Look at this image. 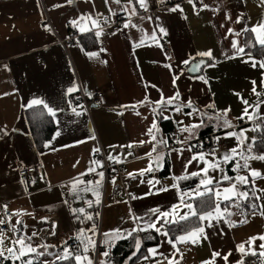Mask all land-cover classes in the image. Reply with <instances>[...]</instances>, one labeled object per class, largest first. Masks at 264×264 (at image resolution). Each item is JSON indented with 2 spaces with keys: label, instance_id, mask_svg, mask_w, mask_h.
<instances>
[{
  "label": "crops",
  "instance_id": "1",
  "mask_svg": "<svg viewBox=\"0 0 264 264\" xmlns=\"http://www.w3.org/2000/svg\"><path fill=\"white\" fill-rule=\"evenodd\" d=\"M198 1L200 0H194L195 5ZM172 2L173 0H147V10L137 5L138 14L131 16V22L136 27L130 25L125 28L131 7L128 12L122 9L128 4V0H120L119 4L114 0H108L107 4L105 0H73V3H68V0H0V203L7 202L10 210L21 213L18 217L25 218L32 225L26 236L37 232L33 225L38 226L44 239L41 238L38 242L36 236L32 237L33 247L42 243L55 245L48 252L58 253L63 249L62 242L67 241L68 246L73 249L69 243L70 237L79 229L87 230L93 224L96 225V234L93 236L96 242H102L103 233L113 229H120L126 236V230L134 228L136 223L143 225L144 221L155 219L154 216L150 217L152 209L168 211L172 205L179 204V192L171 187L174 183L172 176L184 174V162L193 153L201 150L196 144L193 145L199 138L200 131L211 125L218 132L216 136L224 137L225 132L230 129H224L217 121H209L205 117V126L196 130L195 137L188 144L176 143L170 146L167 131L160 122L163 118L152 111L157 108V113L160 112L154 102L161 99V94L165 99L175 96L177 91L180 94L179 100L163 111V116L171 117L167 124L170 131L173 121H183L185 125L199 123L201 117L184 114L191 111L190 108L184 107L181 112L174 110L176 104H186L191 100L196 108L208 115L230 108L228 119L237 126L231 130L246 128L249 129L246 132L249 141L254 137V131L251 130L254 123L247 119L240 121L237 117L245 107L241 97L250 105L264 101V68L259 63L264 61V57L246 52L243 56L236 55L231 43L235 39L240 46L245 47L246 32L243 29L254 27L264 20V6L260 0H203L209 7L197 12L188 0ZM176 5L183 11H168ZM117 14L126 17L122 28L113 31L104 27L103 18L115 17ZM81 17L85 19L81 20ZM88 17L99 21L103 28L100 37H96L97 29L93 28ZM239 17L243 18L240 23H236ZM73 20L92 30L81 32L79 27L72 25ZM49 27L51 32L47 30ZM161 28L165 29L167 35L161 33ZM228 29L241 32V35L237 37L229 33ZM154 32L156 41L151 39ZM74 33L78 36L73 37ZM61 39L67 42L62 43ZM141 40L143 44L136 47ZM157 42L161 46L163 42L169 44V57L166 56L163 46H157ZM91 45L93 47H89ZM209 50L212 59L197 55ZM93 52L98 53V56L90 58L86 55ZM186 60L189 63L194 60L193 63L198 60L206 62L198 74H191L188 69L193 63L185 64ZM253 60L257 62L255 67ZM212 64L215 66H207ZM200 76L207 83L198 79ZM174 77L179 78L174 80ZM73 87L77 91L82 89L88 96H92L97 90H103L110 104L104 107L93 104L90 108L84 105L74 106L68 100V95L76 92H68ZM253 87L256 92L261 93L259 97L253 93ZM236 93L240 95L237 96ZM145 97L153 103H140ZM34 98L43 100L56 111V131L53 137L57 131L60 132L55 140L53 137L49 140L51 145L44 146L42 150L36 149L25 115L29 101ZM209 104H215V108L207 107ZM133 105L135 108L130 107ZM73 108L79 115L72 111ZM249 112H252V108H249ZM260 112L264 115V104H261ZM153 120L157 122L160 130L157 138L168 140L167 147H157V152L165 153L162 167L144 176L132 178L128 173L145 169L149 164L145 153L151 150V145H139L138 142L150 139L146 132ZM186 136L188 133H180L179 140H184ZM220 141L225 144L222 151L236 145L235 139L231 137L222 138ZM134 142L136 146L133 148L126 147ZM188 145L193 146L192 152L184 151L182 157L171 151L175 148H187ZM96 148L104 153L106 159L111 154L123 160L127 172L120 183L127 187L130 199H106L109 198L107 190L106 198L103 199V180L99 189L100 203L88 206L87 202L95 201L96 197L92 192L80 189L91 187L88 182L94 184L99 179L97 173L100 172V167L96 168V172L88 171L92 167L91 161L98 160L97 152H94ZM129 152L132 154L128 155ZM166 160L170 163V173L162 175ZM19 163L36 168L28 182L20 179L16 168ZM250 165L264 174V161L253 160ZM203 166L202 163L193 161L188 166V172L197 171ZM222 167L229 176H235L231 171V163L222 164ZM82 173L84 175L81 176ZM241 174L247 173L242 170ZM209 175L218 178L220 173L210 171ZM77 177L84 183L78 185L77 193L73 194L70 192L71 183ZM148 180H159L161 183L156 188L163 185L168 187V191L156 192L152 189L155 194L145 195L152 188L146 182ZM227 186L225 182L223 187ZM179 188L184 190L180 185ZM255 188L264 189V179H257ZM241 190L249 191L251 196V178L249 185ZM256 195L261 199L255 203L264 205V192L257 191ZM190 202L194 205L193 200ZM71 208H84L94 219L80 223L72 214ZM234 208H231L233 213ZM106 209L112 210L107 219ZM185 211L188 210L181 207V214ZM251 211L248 213L249 222L234 228H229L223 221H212L214 226L208 227V222L205 221L203 226L208 239H201L196 245H178L183 253L181 264H202L203 261H210L213 251L220 252L222 256L231 251L233 254L229 256L228 264H236L241 257L236 251V245L252 236L264 234V217L259 214L252 216ZM77 215H80L81 220L84 219L83 214ZM2 217L0 208V218ZM44 217L48 218V222L42 221ZM133 217L142 219L134 223ZM52 222L56 224L54 236L51 235ZM87 235L92 236V233ZM14 239V235H6L3 245L5 255H8L6 249L12 247L11 241ZM261 243L264 241L256 240L253 245L257 253L262 251L259 248ZM151 247H157L158 252L166 256L173 252L167 238L162 235L160 243ZM245 247L249 246L246 244ZM38 250L44 251L42 248ZM101 252L103 250L99 252L98 262L101 259L107 260V257L100 255ZM31 255L34 257V254ZM89 256L94 259L95 252L90 251ZM142 257L130 264H156L157 260L168 264L159 255L147 261ZM250 257L254 256L249 255L244 259ZM53 259V256L45 255L34 261L42 260L51 264ZM215 264L225 262L217 257Z\"/></svg>",
  "mask_w": 264,
  "mask_h": 264
},
{
  "label": "snow or ice",
  "instance_id": "2",
  "mask_svg": "<svg viewBox=\"0 0 264 264\" xmlns=\"http://www.w3.org/2000/svg\"><path fill=\"white\" fill-rule=\"evenodd\" d=\"M116 4L120 3V0H114ZM190 4H193V8L195 9V3L194 0H188ZM68 3H73V0H68ZM105 3H108V0H105ZM200 3L202 4L203 8H208L209 6L207 4L203 3V0H200ZM260 3L262 6H264V0H260ZM137 5L139 8L147 10L148 3L147 0H128V4L124 6L122 11L128 12V8L131 7V12L129 14V20L127 23L124 24L125 28H128L130 25L132 27H136V25L132 24L131 22V16L137 15ZM60 5H55V7H59ZM183 11L182 8H180L179 5H176L173 8L168 9V11L175 12V11ZM111 11V9H110ZM115 15V13H113ZM243 17H239L236 20V23H240L241 19ZM84 17H81V20H84ZM87 19L91 20L93 28L97 29L95 31L96 37H100L103 33V28L100 27L99 21L91 19V17H88ZM107 18H105L106 20ZM151 19V17H149ZM228 19H231V17H228ZM72 25L74 27H79V30L81 32L85 31H91L92 29H87L83 26H80L76 20H73ZM49 32L52 31V29L49 27L47 28ZM161 33L164 35H167L165 29H160ZM229 33H232L233 35L239 37L241 35V32H236L233 29H228ZM243 32H251L254 34L255 41L264 47V20H261L257 23L254 27L251 28H244ZM151 39L153 41H156L155 32L153 33ZM141 44H143V40L139 44H136V47H140ZM157 46L162 47L158 44ZM231 47L235 50L236 55L243 56L245 55V47L240 46L238 40H232ZM90 58L98 56V53H86ZM200 57H208L209 59H212V53L211 51H205V52H199L197 53ZM232 58V57H229ZM249 59L251 60V56H249ZM247 62V61H245ZM185 64H188L189 61H184ZM205 62L203 60L200 61V64H204ZM253 67L256 66V61H252ZM260 67L264 68V61L259 62ZM199 64L196 65L197 70L199 68ZM207 66H215L207 65ZM170 67V65H168ZM179 77H174L175 79H178ZM198 79L203 80L205 83H207V80L200 76ZM253 85H255V81L252 82ZM155 87V86H153ZM78 89L76 87L69 88L68 92L71 93L73 91H77ZM253 93H255L258 97L261 95V93L256 92V88L253 87L252 89ZM237 96H239V93H236ZM180 94L177 91L175 96L164 98L163 94H161V99L159 101L154 102L158 108L160 109V112L157 113V108H153L152 111L154 114H158L163 119H171V117L163 116V111L170 105H173L175 101L179 100ZM241 102L245 105V107L242 110V113L239 117H237L240 121H245L247 119L248 121H252L254 123V127L251 129L252 131H264V115L260 112L261 104H264V101H257L255 105H250L249 102L246 99H243L241 97ZM140 103H153L148 100L147 97H145L144 101H141ZM42 105L44 109L47 110V114L52 116L53 118L56 116V111L49 107L47 103H45L41 99H32L29 101L27 107L32 108L34 106ZM135 108V106H130ZM184 107L190 108L191 111L184 113L186 116L192 117L193 115L201 117L199 123H191L185 125L183 121H177L178 132L179 133H188V136L185 137L184 140L176 139V143L185 145L188 144V141L192 140L195 137L196 130H198L201 127H204V118L207 117L209 121L215 120L219 124L220 127L224 129H230L229 131H226L224 134V137L216 136L215 137V143H219V141L222 138H234L236 141V145L230 149H226L222 152H220L217 148H212L210 151H204L203 145H197L196 147H199L201 150L198 152L193 153L190 158H188L184 162V168L182 175L176 176L173 175L172 179L174 183L171 185L172 188H175L179 192V204L172 205L171 208L168 211H161L159 208H154L151 210L150 217L154 216L155 219H149L148 221H144L143 225L140 223H136L137 221H140L142 218L140 217H133L134 223H136V226L132 228L131 230H126L127 235L125 236L124 233L121 232L120 229H113L110 232L103 233L104 240L101 242L103 245L107 246V249H110L111 247L115 246V241L119 239H127L128 237H132L134 233L137 232H149V231H155L157 234H160L167 238V243L172 247L173 252L170 256L164 255V253L158 252L157 247H151L148 248L147 255H143L142 259L147 261L151 258H154L156 256H161L163 260H166L168 264H181V260L183 259V253L181 252L178 245L180 244H192L196 245L201 242V239H208V235L205 232V228L203 226L204 222L207 221L208 227H213L212 221H215L216 223H220L223 221L225 224L228 225L229 228L237 227L240 224H247L249 222L247 216L248 213H246L243 210V204L245 201H249V191L247 190H241L245 186H248L250 183L251 178V196L255 198L256 201H259L261 199L260 196L256 195L257 191L264 192V189L257 190L255 188L256 180L257 179H264V174H262L259 170L251 168L250 161L258 160V161H264V151L261 152H255L254 147L259 143L260 145H264V136H262L259 141L256 137L251 138L249 141V138L246 135V132L249 129L241 128L239 131L231 130L235 129L237 126L232 123L231 120L228 119V113L231 111L230 108L224 109L222 112H216L215 115H208L206 112L200 111L198 108H196L193 105V102L189 100L186 104H176L175 105V111L181 112ZM209 108H215V104H209L207 105ZM249 108H252V112H249ZM72 111L79 115V113L76 112V109L73 108ZM139 115V112L136 113ZM222 122V123H221ZM159 128L157 125V122L153 120L151 126L147 129L146 135L150 137L149 140H141L138 142L139 145L144 144H150L151 150L147 153H145V156L149 159V164L145 169H140L137 172L134 173H128V176L135 178L136 176H144L146 173L153 172L160 167H162V162L165 157V153L163 152H157L158 146L167 147L168 146V140L166 138H157V134L159 133ZM60 135V132L57 131L56 135L53 137V140H55L56 137ZM93 139L95 137H92ZM51 141L46 143L44 146L49 147L51 145ZM136 146V142L131 143L127 145V148H133ZM67 147V146H66ZM192 145H188L187 148H175L171 151H175L179 156H183L184 151L192 152ZM55 150V149H54ZM100 149L96 148L94 149V152H99ZM155 153V155H153ZM219 153V154H218ZM132 153L129 152L128 155H131ZM171 154L170 152L168 153ZM210 157V158H209ZM141 159L143 157H140ZM108 160L113 161L115 163H123V160L120 159L118 156H112L111 154L107 157ZM193 161L197 162V164H203L204 166L202 168H199L197 171L188 172V166L193 163ZM232 164L231 171L235 173V176H229L227 174V171L224 167H222V164ZM92 167L88 169L89 172H96V168L100 167L103 168V163L99 160H93L91 161ZM246 171L247 174L242 175L241 171ZM115 171V169H113ZM219 172L220 176L213 177L209 175V172ZM84 175L83 173L81 176ZM99 176V179L93 182L89 181L88 183L92 185L91 187L80 189L82 191H89L92 192V194L96 197L95 201L89 200L88 206L92 207L93 203L99 204L100 203V196L101 193L99 189L102 187V182L104 180V172L100 171L97 173ZM193 177L199 178V182L195 185V187H189L187 190H180L179 183L183 180H188ZM111 182L115 184L116 178L115 176L112 177ZM142 183L145 181H141ZM149 185L152 186L150 188L149 192H147L145 195H153L155 194L152 189H155L156 192H165L168 191L167 186L161 185L160 188H156L157 184H160L161 182L159 180H148L146 181ZM227 182L228 186L223 187V185ZM84 183L83 180H81L79 177L74 178L73 182L71 183L70 192L75 194L78 191V185ZM207 196L209 198V202L202 203V206L199 210H197L196 207H194L193 203L190 201L196 199V198H202ZM136 197H133L135 199ZM67 203V201H65ZM221 205H224L222 208ZM181 207L187 209L188 211L183 212L181 214ZM235 207L239 211L237 213H233L231 211V208ZM248 208H250L251 215L255 216L259 214L261 217H264V205H258L255 202H250L247 205ZM5 208V216L7 219L0 218V226L7 225L8 228L13 233H22V228L27 227V225L24 224L22 219H18L15 224L11 223V216L8 215L6 208L7 206H4ZM257 210L258 213H257ZM72 214L75 216L76 220L80 223H84L85 221H92L94 219L92 214L86 213L84 208H71ZM83 214L84 219L81 220L80 215ZM240 215L244 217L243 219H240L239 221H233L231 220V217L233 215ZM12 215H21V213L16 212ZM98 215V213H97ZM192 218H195L196 221L200 222L199 226L192 227L190 230L185 229L183 230V233L181 235H176L174 237L169 236V231L165 227L166 225H172V224H179L181 221H188ZM43 222H48V218L44 217L42 218ZM159 225V226H157ZM22 226V227H21ZM53 230L51 231V235H56V232L54 231L56 224L55 222H52ZM92 233V236L87 235V233ZM96 234V225L93 224L91 228H88L87 230L81 228L79 229L73 237H70V239H75L79 243L76 245L75 250L71 249L68 246L67 241H63V249L61 252L58 253H52L48 252L49 248H55V245H48V244H40L37 247H33L31 244L32 237L37 236V232H33L31 236H25L23 234H20L16 237V239L11 241L12 247H8L6 249L8 255H5V249L3 247L4 240L6 238V233L3 227H0V258H3L4 260H13L14 262L19 260L21 261V264H34V259L38 260L39 257H43L45 255L53 256L54 259L51 261V264H57V261H65L70 262V264H93L92 257L89 256V252H95L97 248L96 241L93 239V236ZM148 239H154V237L149 236ZM256 240L264 241V234L258 235V236H252L248 240H246L243 243L236 245V251L241 254L240 259L236 262V264H244V258L246 256H254L257 257L256 261L250 262V264H264V243H261L259 245V248L262 250L259 253L255 250L253 245L255 244ZM143 244V240L136 236L134 238V247L135 251L132 252V254L124 261V264H128L129 261H132L134 257H136L138 260L140 257L138 256V253L141 252V247ZM248 245L249 247L246 248L245 245ZM82 245V248H81ZM18 246V248H17ZM42 248L44 251H39L38 249ZM105 250L100 253L102 257H109L110 251ZM17 251L19 254H17ZM34 254V257L31 255ZM177 254H179V258H177ZM233 253L230 251L225 255H221L218 251H213L212 253V259L210 261H203L202 264H215V260L217 257H220L225 264H228L229 256H231ZM24 257H29V259L25 260ZM39 264H48L46 261H39ZM98 264H109V261L101 259ZM156 264H162V261L157 260Z\"/></svg>",
  "mask_w": 264,
  "mask_h": 264
},
{
  "label": "trees",
  "instance_id": "3",
  "mask_svg": "<svg viewBox=\"0 0 264 264\" xmlns=\"http://www.w3.org/2000/svg\"><path fill=\"white\" fill-rule=\"evenodd\" d=\"M244 46H245V52L251 53L254 56L264 57V47L259 45L255 39L254 34L251 32H246L244 36ZM93 47V45L89 46ZM195 61V60H194ZM194 61H191L189 64L193 63ZM188 64V65H189ZM187 65V66H188ZM25 115L26 119L28 121L30 131L32 134V139L34 141V144L36 146L37 150H42L44 148V145L53 137L56 131V122L55 119L47 114V110L43 108L42 105L34 106L32 108L27 107L25 109ZM160 122L165 127V131H167V134H170V130L167 127V124L170 122L169 119H161ZM222 129V128H220ZM222 130H220L221 132ZM213 134L215 137L218 135V132L214 131L213 126L208 125L207 127L203 128L199 133V138L196 141V143H193V145H199L201 144V141H204L205 138H208ZM264 136V131H254V137L259 139ZM200 141V142H199ZM255 152H261L264 151V145H260L257 143V145L254 147ZM170 173V163L168 160H166L164 168L162 170V175H168ZM233 175V173H231ZM198 183V178L193 177L188 180L180 181L179 185L182 187V189H188L189 187H195V185ZM250 197L249 201H245L243 206L248 210L251 211L250 208L247 207L248 203L250 202H256L254 197ZM195 207L197 210L200 209L202 206V203L209 202V198L207 196L202 198H196L193 200ZM200 222L196 221L195 218H192L188 221H181L179 224H172V225H166L165 227L169 231V236H176L181 235L183 233V230L188 229L190 230L192 227L199 226ZM138 236L143 240V244L141 247V252L138 253V256L141 257L146 254V250L151 247L158 245L160 243V235L157 234L155 231H149V232H137L134 233L132 237H128L127 239H119L116 240L115 246L112 247L113 253L110 254L109 257H107V261H109V264H124V261L132 254L133 251H135L134 247V238ZM149 236L154 237V239H148ZM70 245L73 246V250L76 248V240L71 239L69 240ZM251 258V257H250ZM23 259L27 260V257H24ZM137 258L134 257L132 261L134 262ZM0 264H14V261L4 260L3 258L0 259ZM34 264H39V261H34ZM57 264H70V262L65 261H57Z\"/></svg>",
  "mask_w": 264,
  "mask_h": 264
},
{
  "label": "built area",
  "instance_id": "4",
  "mask_svg": "<svg viewBox=\"0 0 264 264\" xmlns=\"http://www.w3.org/2000/svg\"><path fill=\"white\" fill-rule=\"evenodd\" d=\"M179 2H180V0H173L172 3H179ZM203 3L205 4V2H203ZM202 8H203L202 4L200 3V1H198L195 5V10L198 12ZM105 18H107V19L105 20ZM125 21H126V17L121 15V14H117V16H115V17L105 16L103 18L104 27L110 28L113 31L120 30ZM75 36H78V34L74 33L73 37H75ZM60 42L65 43V42H67V40L61 39ZM162 46H163V49H164L166 56L169 57L171 55V49L169 47V44L167 42H163ZM106 97H107L106 93L103 90H97L96 92L93 93L92 96H88L82 89H79V91H76L74 93L69 94L68 100L74 106L84 105L86 108H90L91 105L95 104V105L104 107V106H108L110 104V101ZM176 122L177 121L172 122V128H171L170 134L168 135L169 141L171 143L170 146L176 145V139L180 138V133L178 132L179 126L177 125ZM214 141H215V136L213 134H211L210 137L205 138V140L202 141L203 150L204 151H210L212 148H217L221 152L225 147L224 142L219 141V143H215ZM96 156H97V159L99 161H101L104 165L103 168H100V170H99V171L104 172V177H105L104 178V185H103L104 186L103 199L106 198V190H107V187L109 184L108 182H109V180L112 179L113 176H115L117 183L112 185L111 192L108 194L109 198L113 199V200H117L119 197H121V198L125 197V198L130 199L131 195L128 193L127 187L123 183H120V181L123 179L124 175L127 172L126 165L124 163L109 162L101 150L96 153ZM16 168H17L18 173L20 175V179L24 182H28L30 180L32 173L36 169L34 166H23L21 163L17 164ZM113 169H115V171H113ZM4 206H7V202L0 203V208L2 209V212H3L2 218L7 219V217L5 216ZM243 210L246 213H249V211L244 206H243ZM6 211H7L8 215L11 216V223L12 224H15L18 219H22L24 224L27 225V227L22 228V233H13L8 228L7 225L0 226V227L4 228L6 235L12 234L15 237H17L18 235L23 234L26 236L28 229L30 227H32V225L28 224L25 218L18 217L17 215H12L14 212L12 210H10L8 207L6 208ZM238 211H239L238 209L234 208V213H237ZM243 218L244 217H242L240 215L234 214L232 217V220L233 221H239L240 219H243ZM247 218H248V216H247ZM33 227L35 229H37V233H38V235L35 238L38 242H40L41 238L44 239V237L42 236L41 231L38 230L37 225H33ZM96 244H97V248H96L95 256L93 259V264H98L99 252L101 250L105 251L107 249V246L103 245L100 242V240H98L96 242ZM107 250L110 251V254L113 253L112 247L110 249H107ZM256 260H257V257L244 259V264H250V262L256 261Z\"/></svg>",
  "mask_w": 264,
  "mask_h": 264
},
{
  "label": "rangeland",
  "instance_id": "5",
  "mask_svg": "<svg viewBox=\"0 0 264 264\" xmlns=\"http://www.w3.org/2000/svg\"><path fill=\"white\" fill-rule=\"evenodd\" d=\"M112 184H113V183H112L111 181H110L109 184H108V188H107V192H108V193H110V190H111V188H112ZM106 199H110V198H106ZM119 199H122V198L119 197ZM107 201H108V200H106V203H107ZM104 203H105V200L103 201V204H102V206H103V210H104ZM111 211H112L111 209H106V215H105V218H106V219L108 218V216H109V214H110ZM17 254H18V251H17ZM14 264H21V261L17 260V261L14 262Z\"/></svg>",
  "mask_w": 264,
  "mask_h": 264
},
{
  "label": "water",
  "instance_id": "6",
  "mask_svg": "<svg viewBox=\"0 0 264 264\" xmlns=\"http://www.w3.org/2000/svg\"><path fill=\"white\" fill-rule=\"evenodd\" d=\"M200 61L201 60H198L197 62L191 64V66L189 67L188 71L189 73L191 74H198L200 72V70L202 69L203 65L204 64H200ZM204 62H206L205 60H203ZM199 64V68L197 70H193V69H196V65Z\"/></svg>",
  "mask_w": 264,
  "mask_h": 264
}]
</instances>
